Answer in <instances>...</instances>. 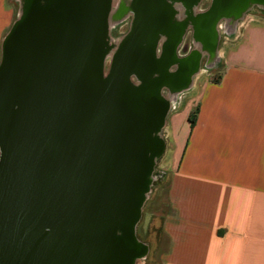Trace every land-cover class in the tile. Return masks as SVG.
Here are the masks:
<instances>
[{
  "label": "water",
  "instance_id": "obj_1",
  "mask_svg": "<svg viewBox=\"0 0 264 264\" xmlns=\"http://www.w3.org/2000/svg\"><path fill=\"white\" fill-rule=\"evenodd\" d=\"M201 1L138 0L124 11L150 38L120 55L107 45V1H22L0 59V264H130L143 253L134 229L169 103L136 61L155 47L161 7L195 14ZM210 1L197 21L264 6Z\"/></svg>",
  "mask_w": 264,
  "mask_h": 264
},
{
  "label": "crops",
  "instance_id": "obj_2",
  "mask_svg": "<svg viewBox=\"0 0 264 264\" xmlns=\"http://www.w3.org/2000/svg\"><path fill=\"white\" fill-rule=\"evenodd\" d=\"M224 30L220 75L182 91L169 122L172 150L147 203L159 204L153 264H264V13Z\"/></svg>",
  "mask_w": 264,
  "mask_h": 264
},
{
  "label": "flooded vegetation",
  "instance_id": "obj_3",
  "mask_svg": "<svg viewBox=\"0 0 264 264\" xmlns=\"http://www.w3.org/2000/svg\"><path fill=\"white\" fill-rule=\"evenodd\" d=\"M107 1L109 9L112 6L111 0H100V3ZM138 0H120L116 11V17L119 22L128 21V27L122 33V37L116 43L114 54L120 55L125 46L132 48L135 46L132 42L138 38L144 39L143 47L148 43L150 38V28L148 24L139 26L135 33L136 15L134 12H125L124 10L138 6ZM168 7H161V13L157 16L155 47L153 51L145 49L142 56L136 61L137 74L149 77L162 83L160 91L161 96L170 103L176 99L182 91L187 90L193 83V79L202 66L211 69L219 62L217 47L219 43L218 25L228 26L229 23H236L230 20H222L213 24L197 21L198 16L207 11L211 5L210 0H202L198 5L200 13L178 14L180 3L168 2ZM188 24V26L186 25ZM185 25V26H184ZM148 28V29H147ZM161 29V30H160ZM141 39V40H142ZM110 59L106 60L104 72H107ZM136 75L133 74L130 80L136 83ZM138 256L130 261L134 264L139 260Z\"/></svg>",
  "mask_w": 264,
  "mask_h": 264
},
{
  "label": "rangeland",
  "instance_id": "obj_4",
  "mask_svg": "<svg viewBox=\"0 0 264 264\" xmlns=\"http://www.w3.org/2000/svg\"><path fill=\"white\" fill-rule=\"evenodd\" d=\"M24 0H0V59H1V48L3 39L6 36L9 28L18 18L21 12V4ZM112 6L109 9L108 19H107V45L113 51L115 49L116 43L122 37V33L128 27V21L119 22L116 17V11L120 0H111ZM200 13L199 10H197ZM264 13V6L254 4L249 7L245 11L242 12V18L246 16H253L255 14L261 15ZM226 20V19H222ZM219 31V43L217 47V55H220L223 51V40L225 36V30L223 22H220L218 25ZM108 60V59H107ZM218 66V65H217ZM214 66L211 69H207L204 66L201 67L199 72L196 74L195 78L193 79V84L196 82H202L206 80H215L221 73V67ZM184 95H179L176 99H173L169 103V109L167 115L164 120V126L161 129L160 136L164 141V149L161 155L155 159L153 169L150 175V184L148 193L146 194V199L143 204L139 221L137 222L135 229H134V236L135 239L142 244L143 246V253L139 256V260H136L134 264H153L148 262L150 257H157L156 253L151 254V250L153 249L156 238H157V226L158 220L155 219L158 216L157 208H159V204L155 211L154 209L148 210L147 203L150 197L158 190L157 181L159 180V176H161L162 172L166 171V163L170 157V151L172 150V145L170 142V127L169 125L171 117L178 112V109L182 108L181 103L189 100V97ZM192 111V110H191ZM190 111V113H191ZM183 126V133L185 136H188L190 131V127H188L187 122L182 124ZM174 130V125L171 127ZM172 131V130H171ZM172 135V134H171ZM155 191V192H154ZM150 211V212H148ZM153 217V218H151ZM155 217V218H154ZM156 221H155V220ZM149 253V254H148Z\"/></svg>",
  "mask_w": 264,
  "mask_h": 264
},
{
  "label": "trees",
  "instance_id": "obj_5",
  "mask_svg": "<svg viewBox=\"0 0 264 264\" xmlns=\"http://www.w3.org/2000/svg\"><path fill=\"white\" fill-rule=\"evenodd\" d=\"M12 25H13V24H12ZM11 27H12V26H11ZM11 27L9 28V30L11 29ZM9 30H8V32H9ZM8 32H7V33H8ZM7 33H6V34H7ZM194 120H195V115L192 116V118L189 117V124H190V127L193 126V124H194Z\"/></svg>",
  "mask_w": 264,
  "mask_h": 264
}]
</instances>
